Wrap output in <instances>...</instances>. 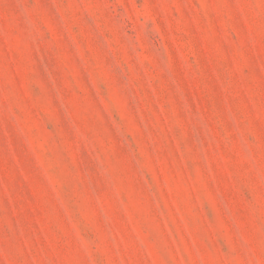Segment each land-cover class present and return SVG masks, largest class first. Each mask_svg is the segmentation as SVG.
Wrapping results in <instances>:
<instances>
[{"label": "rangeland", "instance_id": "374dc122", "mask_svg": "<svg viewBox=\"0 0 264 264\" xmlns=\"http://www.w3.org/2000/svg\"><path fill=\"white\" fill-rule=\"evenodd\" d=\"M0 264H264V0H0Z\"/></svg>", "mask_w": 264, "mask_h": 264}]
</instances>
